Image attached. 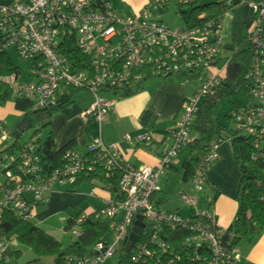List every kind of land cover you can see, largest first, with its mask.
I'll list each match as a JSON object with an SVG mask.
<instances>
[{
  "label": "built area",
  "instance_id": "1",
  "mask_svg": "<svg viewBox=\"0 0 264 264\" xmlns=\"http://www.w3.org/2000/svg\"><path fill=\"white\" fill-rule=\"evenodd\" d=\"M196 1L153 0L139 13L128 15L101 0H31L29 4L24 0H10L8 5L0 7V50L14 51L24 62L39 57L35 65L40 67L29 70L34 77L32 83L19 82L20 71L4 81L14 95L37 101L39 108L55 107L57 93L63 86L83 90L94 100L85 119L92 118L101 126L114 108L113 102L98 96L103 88H134L146 77L174 74L202 79L195 94L183 104L172 137L175 145L170 148L169 140L166 141L158 167L127 166L118 184L120 200L110 198L105 202L107 216L115 220L110 241L95 246L87 257L71 259L66 264H106L113 260L128 247L137 217L143 219L144 228L138 242L131 248V264H147V259L158 261L160 255L168 251L160 237L166 236V229L181 228L193 233L191 241L196 250L204 245L212 249L215 259L211 264H219L222 258L214 227L220 230L221 236L224 230L218 227L217 221L216 224L210 223L214 214L207 208L213 201L205 196L207 175L219 160V145L211 148L193 173L191 193L195 197L181 195L182 203L194 209V221L164 212L152 201L159 191V178L177 156L179 147L189 138L200 102L221 84L230 64L225 63L221 69L216 64L222 53L221 34L226 16L216 26L207 23L193 29L171 30L163 22L162 16L171 6L187 8ZM117 2L122 6L127 4V0ZM236 2L252 12L249 30L260 55L249 78L253 85V104L232 112L231 117L240 135L258 149L264 142V0H224L223 4L233 7ZM67 30L76 31L79 48L89 58L88 64L80 71L71 72L67 58L60 52V36ZM4 39L9 41L2 46ZM6 139L4 134L1 142ZM127 140L130 145L148 146L151 142L161 143L163 138L150 132L136 140ZM122 164L124 160L119 149L106 146L99 140L88 148L85 155L77 151L66 153L62 168L50 172L45 169L41 153L29 143L18 156L6 155L0 160V221L7 210H12L20 220L33 222L35 209L48 202L55 186L71 188L82 176L108 173ZM119 211L123 216L118 220ZM74 235L80 236L78 228L74 229ZM11 254L10 243L0 239V264L10 263ZM200 260L197 259L198 264H202ZM234 261L240 264V256H234Z\"/></svg>",
  "mask_w": 264,
  "mask_h": 264
},
{
  "label": "trees",
  "instance_id": "2",
  "mask_svg": "<svg viewBox=\"0 0 264 264\" xmlns=\"http://www.w3.org/2000/svg\"><path fill=\"white\" fill-rule=\"evenodd\" d=\"M101 1L110 3L114 8L117 7L110 0ZM204 1L206 0H197L195 4L187 8L176 7L178 9V14L182 17L184 22L183 28L193 29L196 28L197 25L207 23H214L216 26V23L220 21V19H223L228 13H231L230 40L233 46V55L228 58H223V53H221L220 58L216 62L218 69H221L225 63L229 62L228 70H231V72L228 74L225 73L221 84L216 87L208 97L200 102L196 119L190 126L189 138L179 147L177 156L172 160L166 172L173 167L172 163L177 157L184 151L186 154L187 151H189L187 157L184 158L182 175L183 181L191 183L194 171L203 162L204 157L210 152L211 148L214 145H221L225 141L230 142L235 164L240 169V206L234 225L224 231L223 236L219 234L220 230L218 228H214L222 256L219 264H236L234 256H240V264H242L243 256L238 249L240 243L246 242L251 244L264 232V148L261 146L256 149L249 140L240 137V133L236 129L229 130L222 126L216 118V108L220 100L226 99L231 107V111L227 114L226 118L232 120V112H238L241 108L253 104V85L249 78L253 73L254 63L258 55H260V52L253 43L251 31L245 27L242 17L243 6L240 4L238 5L237 2L233 7H226V5L223 4L224 2L222 4H202ZM186 9H188V11ZM60 39L62 40L60 52L62 56L67 58L68 67L70 69L72 68L71 72L83 69L85 64H88L89 58L84 55L79 48L76 31L67 30L66 32H62ZM8 41H6V39H4V41L2 40V46ZM9 52L10 51H5V49H3V51L0 50V110L6 109L7 107L12 108L16 114L15 116H19L20 120L11 130L0 120V142L4 134L7 136V139L1 142L0 160L6 155L18 156L19 153H22V150L24 151L26 149L29 143H32L36 152H40L43 156L45 169L53 172L56 169L62 168L66 153L74 151V149H72L73 145L57 150L50 136H47L44 141L31 139L29 142L22 144L21 138L17 140L13 134L21 121L27 120L32 126L31 131L33 130V136H38L44 130L49 129L51 120L57 113L67 109L73 104V100L76 99L78 94L87 92L63 86L57 93V98L68 96L70 102L67 105L59 109L49 106L40 108L35 106L34 101L21 95H14L11 88L4 81L6 78L18 74L19 72V69L13 66ZM38 58L36 57L31 61L30 69L40 68L35 65L36 60V63H38ZM30 75L33 76V73ZM170 77L181 78L178 74L167 77H146L141 83L135 85L134 88H103L98 96L106 100L103 94L114 92V95L117 96L118 99H126L138 94L142 89V83L153 78L165 80ZM89 95L92 97L91 94ZM185 101H183V104ZM191 130L199 134V137L191 139ZM175 131L173 133L151 131L153 134L162 137L163 141L161 143L151 142L148 146L138 143L135 146L142 147L149 153L159 154L161 159L166 141L169 140L170 148L175 145V140L172 138ZM120 166L121 167L115 170L108 171V173L99 172L90 177L82 176L78 179L76 185L71 187V194H76L77 189L83 184H95L94 182H96L97 186H101L100 188L110 193L114 201H119V180L124 171L128 168L125 164ZM206 187H208V181H206ZM159 191L154 194L152 201L157 208L162 210L159 204L155 203V196L159 194ZM207 197L212 198V201L215 199V196ZM212 207L213 202L210 207L207 208L211 213H213ZM107 211L108 208L104 207L102 210L95 211L85 216H82V213L76 216L70 215L67 219L66 230L72 231L78 228L80 230V236L77 237L76 243H72V245L64 249L60 242L35 226L34 221H22L17 217L15 211L7 210L0 221V239L5 240L7 243L16 241L31 249L35 256V260L32 262H38L40 264L39 261L41 259L53 257L55 264H66L68 260L87 257L95 246L110 241V237L114 231L115 220L107 216ZM167 213L178 214V212ZM83 217L84 220L81 221ZM194 219H196L195 216L191 218V221H194ZM216 221L217 219L214 216L213 219L210 220V223L216 224ZM165 232L166 236H161L160 239L165 242L168 251L160 255L158 261L155 259H147V264H169L170 262L171 264H198L197 259H201L200 261L202 264H211L215 259L212 249L206 245L196 250L195 245L191 241L193 233L190 230L181 228L171 231L166 229ZM146 240L148 241V239ZM12 255L14 258L18 259L21 253L14 252ZM131 256L132 253L130 251L128 252L126 249H122L118 255L117 264H131Z\"/></svg>",
  "mask_w": 264,
  "mask_h": 264
},
{
  "label": "crops",
  "instance_id": "3",
  "mask_svg": "<svg viewBox=\"0 0 264 264\" xmlns=\"http://www.w3.org/2000/svg\"><path fill=\"white\" fill-rule=\"evenodd\" d=\"M24 1L27 4L31 2V0ZM9 3L10 0H0V7ZM223 49H225L224 46ZM175 86L177 92H174L170 98L166 90H174ZM196 89L197 87L180 82L154 81L142 86L141 91L132 97L126 99H118L117 96L110 99L106 98L114 103V108L108 114L106 122L101 126L92 118L85 119V113L91 110L93 98L83 92L77 95L70 107L52 118L46 137L50 136L57 150L73 145L72 149L83 155L88 153L90 146L101 140L106 146H116L119 149L125 166L156 168L160 163L159 154L149 153L142 147L130 145L127 139L136 140L151 131L173 133L177 126L183 101L195 94ZM8 114L16 115L12 108L7 107L0 110V120L5 123L4 118ZM184 152L174 160L170 171L182 174L185 159H182L181 156L186 154ZM218 154L219 160L207 175V188L211 193L210 197L215 196L212 207L213 214L222 229L226 231L234 225L239 211L240 176L233 158L231 144L230 147L225 144L219 145ZM177 164L179 170L176 169ZM94 183L86 184L99 187L96 182ZM65 186H55L48 202L35 209L33 221L52 219L54 216L66 214L72 209H76L79 214L82 213V216H85L105 207L106 197L98 198L94 193H90L89 198L97 197L96 199H98L97 202H91L86 200V195L82 194L83 191L86 192L87 190L83 189L84 187L82 193H79L81 186L77 189L76 194H71V188L68 186L63 188ZM100 189L104 190L103 188ZM157 196H155V203L159 204ZM238 249L243 256L242 264H264V232L251 244L240 243Z\"/></svg>",
  "mask_w": 264,
  "mask_h": 264
},
{
  "label": "rangeland",
  "instance_id": "4",
  "mask_svg": "<svg viewBox=\"0 0 264 264\" xmlns=\"http://www.w3.org/2000/svg\"><path fill=\"white\" fill-rule=\"evenodd\" d=\"M111 2L114 3V5L117 6V11L122 13L123 15H128L130 13H139L143 8L150 6L153 2V0H127L126 5H118L117 0H110ZM224 0H206L202 2V4H222ZM188 11V9H186ZM163 22L171 29V30H177L180 28H183L184 22L182 20V17L178 14V9L174 6H171L166 14L162 16ZM231 21H232V14L228 13L227 16L225 17L224 21V26L222 30L221 37L223 39V46L225 49H223V58H228L233 55V46L231 44ZM228 47V48H227ZM10 55V60L13 64V66L17 67L20 71L21 74H19V82L23 83H32L34 82V77L30 75V65L31 61L28 62H22L18 55L14 51L9 52ZM29 75V76H28ZM154 81H169L170 83H176L180 82L189 86L197 87V89L201 85L202 79L199 77H194V76H187V77H170L165 80L163 79H150L147 82L142 83V86H145L146 84ZM196 89V90H197ZM174 92H177L176 86L174 90L168 89L166 90V93L169 94V97L171 98L172 94ZM104 98H113L115 97L114 92H109L103 94ZM173 99V98H172ZM170 100V99H169ZM35 106L38 105L37 101H34ZM230 104L226 99H222L219 101L217 108H216V118L219 121V123L226 127L227 129H235L234 123L232 120H229L226 118L228 112H230ZM20 120L19 116H15L14 114H8L5 118L4 121L8 127L9 130L13 129L15 125L18 123ZM179 120V119H178ZM178 125V122H177ZM177 127V126H176ZM47 130H44L41 134L38 136H33V130L26 132L22 137H21V143H27L31 139L35 140H41L44 141L46 135H47ZM191 139L198 138L199 134H197L194 130H191L190 133ZM240 137H244L243 135H240ZM227 145L230 147V143L228 141L223 142L221 145ZM0 147H1V142H0ZM262 147L264 148V142L262 144ZM1 152V150H0ZM187 155L184 154L181 156L182 159L186 158ZM176 169L179 170L178 164L176 165ZM239 176H240V169L237 168ZM239 182V180H238ZM238 186V184H237ZM84 187V188H83ZM158 187L161 191V193L157 196L158 203L160 205V208L163 211L166 212H178V214L181 216L183 220H190L194 216H196V213L192 207H189L182 203L181 201V195L183 193H187L190 198H194L195 195L192 192V185L190 182H184L183 181V176L179 172L176 171H170L167 170V172L159 178L158 181ZM57 188V187H56ZM59 188V187H58ZM57 188V189H58ZM63 188H67L66 186ZM87 189L86 192L82 190ZM79 193H82L86 195V200L88 201H95L97 202L98 199L95 197L94 199L89 198L90 193H94L95 195L98 196V198H103L106 197L107 201L110 200L111 195L109 192L104 191L100 189L99 187H95L92 185L84 184L80 189ZM211 193L209 192V188L206 187L205 189V196H210ZM51 196V195H50ZM31 200V197H29ZM79 214L76 209H72L70 212L66 214H59L54 216L52 219L44 220V221H39L36 219L34 221V225L37 226L40 230L45 232L47 235L53 237L56 239L58 242L62 244V247L68 248L72 243L77 242V236L74 235V229L72 231H67L66 230V225H67V219L70 215L76 216ZM123 213L119 211L117 215V219L119 220L122 218ZM218 227L222 229L220 226L219 221L217 220ZM10 251L12 253L14 252H20L21 256L17 259L14 258L13 255L11 254V260L10 263L8 264H28L32 261L35 260V256L32 253L31 249H29L26 246H23L22 244L13 241L10 243ZM40 264H55L54 258H44L41 259ZM118 263V256L115 257L113 260L107 262L106 264H117Z\"/></svg>",
  "mask_w": 264,
  "mask_h": 264
},
{
  "label": "water",
  "instance_id": "5",
  "mask_svg": "<svg viewBox=\"0 0 264 264\" xmlns=\"http://www.w3.org/2000/svg\"><path fill=\"white\" fill-rule=\"evenodd\" d=\"M251 15L252 12L249 11L247 8H243L242 10V17L244 20L245 27L247 29L250 28L251 25ZM231 70L228 71L230 73ZM70 102V99L68 96H63L60 99L57 100L56 102V108L59 109L65 105H67ZM32 126L27 120L21 121V123L18 125L16 131L14 132L13 136L18 140L23 136L26 132L31 131ZM143 219L141 217H137V222L135 223V227L132 230V233L129 237L128 240V247L126 250L129 252L131 251V248L138 242L139 236L141 235V231L144 228L143 224Z\"/></svg>",
  "mask_w": 264,
  "mask_h": 264
}]
</instances>
